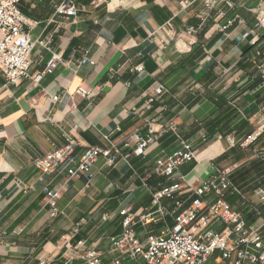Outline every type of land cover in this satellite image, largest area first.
Segmentation results:
<instances>
[{
  "label": "crops",
  "instance_id": "obj_1",
  "mask_svg": "<svg viewBox=\"0 0 264 264\" xmlns=\"http://www.w3.org/2000/svg\"><path fill=\"white\" fill-rule=\"evenodd\" d=\"M65 1H20L35 22L26 27L32 40L50 43L35 45L30 77L9 83L0 73V264H85L79 255L91 250L105 263L146 264L112 246L111 238L123 232L125 212L134 217L142 243L167 235L191 203L192 189L215 169L230 173L226 199L249 225H258L264 217V161L256 153L264 149V135L246 149L227 140L240 143L264 122L258 68L264 28L244 37L256 28L264 0H215L214 7L207 6L212 0H73L75 17L57 15ZM229 19L233 24L222 30ZM190 26L198 27L194 35L187 33ZM56 52L63 60L36 82L33 76ZM84 56L94 64L81 65ZM80 86L90 89L89 96L77 94ZM170 120L176 130L163 132L143 155L134 154V142L124 146L135 135L146 136L150 122L159 130ZM66 135L79 142L78 156L87 146L111 144L121 154L115 164L99 157L89 182L65 167L37 170L33 161L63 147ZM184 141L194 144L195 159L174 177L157 172V160ZM176 183L183 207L176 210L169 198L153 202L154 192ZM47 189L61 192L57 217L50 215ZM206 199L212 203L216 196ZM206 264L233 262L216 252Z\"/></svg>",
  "mask_w": 264,
  "mask_h": 264
},
{
  "label": "built area",
  "instance_id": "obj_2",
  "mask_svg": "<svg viewBox=\"0 0 264 264\" xmlns=\"http://www.w3.org/2000/svg\"><path fill=\"white\" fill-rule=\"evenodd\" d=\"M20 1L0 0V73L9 83H17L30 77L31 54L35 45L47 47L50 43L47 38L32 40L26 27L35 22L31 23L23 13ZM216 3L217 1L212 0L207 3V6L214 7ZM227 5L233 7V3L227 2ZM56 13L75 17L77 7L73 0H68L57 7ZM222 15H225V11H222ZM233 22L234 19H229L222 30L228 29ZM260 27L264 28V11L258 16L256 28L246 32L244 37L251 33L256 34ZM197 30L198 27L190 26L187 33L194 35ZM259 56L262 60L258 68L264 76V52ZM62 60L59 53H52L44 71L34 75L33 79L36 82L40 81L44 75L52 73ZM80 64L93 65L94 61L84 56ZM136 69L142 70L143 67L139 65ZM162 91L163 87L157 92L162 93ZM76 92L82 97H87L91 93L85 86L78 87ZM52 99L56 101L59 96H53ZM176 128V123L171 120L161 124L159 130L154 128L153 122H150L146 136L135 135L126 140L124 146L130 148L134 142L133 152L141 156L163 132L175 131ZM262 135H264V122L240 143L233 137L227 141L231 147L240 146L246 149L256 143ZM66 140L63 147L35 159L32 165L44 173H52L60 167H65L68 175L74 176L81 173L89 182L93 178L92 167L99 157L105 158L110 164H115L121 154L119 147L111 144L109 147L87 146L78 156L75 151L79 142L70 135H66ZM208 142L209 140L203 136L202 143ZM195 151L192 142L184 141L180 149L157 160L156 171L167 177H174L183 163L195 159ZM256 156L264 161V149L258 151ZM229 174L225 170L212 171L207 179L192 189V201L175 217V227L167 235L149 236L146 243H142L136 236L133 229L136 224L135 219L126 211L122 222L123 232L111 238L113 248L131 257L140 256L146 264H206L216 252H219L223 259L231 260L233 264H264V217L258 225H249L244 215L233 208L231 202L226 199V193L232 187ZM180 189L179 183L164 187L153 193V202L160 205L163 198H169L174 201L175 209L178 210L184 205V201L177 198L176 193ZM47 192L50 215L57 217L60 212L58 202L61 199V192L57 189H47ZM209 195H215L216 199L207 204L206 198ZM215 222L222 223V226L214 227ZM75 245L81 250L84 243L78 241ZM76 253L73 251L68 261L73 259ZM79 257L85 261V264H124L122 259L105 263L100 254L94 250L80 254ZM37 264H48V261L43 259Z\"/></svg>",
  "mask_w": 264,
  "mask_h": 264
},
{
  "label": "rangeland",
  "instance_id": "obj_3",
  "mask_svg": "<svg viewBox=\"0 0 264 264\" xmlns=\"http://www.w3.org/2000/svg\"><path fill=\"white\" fill-rule=\"evenodd\" d=\"M249 151H250V150H249ZM262 189H263V188H262ZM258 191H259V190H258ZM263 205H264V204H263ZM263 205H262V206H263ZM260 209H261V208H260Z\"/></svg>",
  "mask_w": 264,
  "mask_h": 264
}]
</instances>
